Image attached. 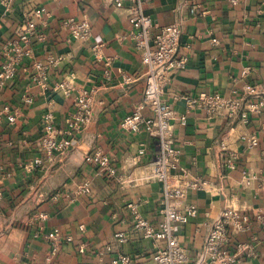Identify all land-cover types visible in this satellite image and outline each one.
<instances>
[{
  "label": "crops",
  "instance_id": "1",
  "mask_svg": "<svg viewBox=\"0 0 264 264\" xmlns=\"http://www.w3.org/2000/svg\"><path fill=\"white\" fill-rule=\"evenodd\" d=\"M2 1L0 65L6 60L5 43L15 38L23 17L39 7L48 16L37 27L44 39L31 40V54L0 91V264H111L120 253L132 256L130 264H154L152 241L131 225L137 217L153 225L162 219L163 183L146 173L161 143L143 128L128 133L121 127L144 87L127 10L105 0H7L8 8ZM144 10L158 25L178 22L181 28L178 53L186 63L171 75L162 99L186 115L173 131L183 168L176 173L179 184L198 182L186 198L195 203L197 216L175 227L190 255L188 264H194L209 227L227 206L249 220L231 230L225 244L233 264H264V108L248 111L242 120L243 105L231 116H217L187 109L183 98L228 95L235 80L264 90V0H151ZM69 17L88 22L85 39L69 37L62 26ZM37 62L46 69L44 88L32 79ZM65 78L76 91L52 90ZM78 91L90 96V119L73 146L49 159L39 143L43 115L52 113L55 127L66 129ZM10 113L14 122L7 120ZM253 137L257 142L251 146ZM95 149L111 158L116 177H100L83 162V155ZM84 181L91 192L77 194ZM54 230L62 240L51 256L45 234ZM118 232L127 234L119 247Z\"/></svg>",
  "mask_w": 264,
  "mask_h": 264
},
{
  "label": "built area",
  "instance_id": "2",
  "mask_svg": "<svg viewBox=\"0 0 264 264\" xmlns=\"http://www.w3.org/2000/svg\"><path fill=\"white\" fill-rule=\"evenodd\" d=\"M5 1L7 0L2 2ZM105 1L115 8L127 10V19L131 24L128 36L132 39L134 48L139 52L141 63L144 66L143 96L133 112L122 119L121 127L128 133H135L143 128L150 136L159 138L161 143L159 153L146 173L149 177L163 183L162 219L158 224L153 225L137 217L131 225V230L139 231L144 239L152 241L154 250L151 259L154 264H188L190 255L187 249L179 243L175 227L183 225L197 216L195 203L186 200V198L188 190L196 188L198 182L189 180L185 185L179 184L181 175L176 173L178 170L182 171L183 168L179 166L180 152L175 144L173 131L176 124L186 122V115H178L177 111L162 99V93L170 81L171 75L183 68L186 63V57L180 56L178 53L181 28L178 22L158 25L153 21L144 10V5L151 0ZM5 4V8H8V3L5 2ZM47 16L48 12L45 7H39L25 15L16 30L15 38L5 43L3 50L7 53L6 60L0 65V91L13 80L23 58L31 54L29 46L31 40L33 38L44 39V33L39 31L37 27L39 23L40 25L46 23ZM62 26L68 30L69 37L72 39H85L89 32L88 22L84 19L69 17L62 21ZM98 48L99 45L93 46L96 53ZM34 67L37 71L32 79L41 88L46 87L45 66L37 62ZM57 88L67 93L74 91L75 85L65 78L55 84L52 90ZM183 98L187 109H203L208 114L217 116H231L235 112H239V107L243 105L245 110L241 112L242 120H246L248 111L260 112L264 108V90L255 83L246 80H235L228 95L213 93L200 97L184 95ZM89 99L90 96L87 95V91L76 93L72 111L65 119L66 129L64 130L55 127L52 113L46 112L43 115V132L39 137V143L49 159L58 153H63L68 147L75 144V134L90 119ZM25 100L30 102L31 98L25 97ZM144 109H148L150 114L145 115ZM5 110H8L7 107ZM7 120L14 122V115L8 114ZM256 142L255 137L249 141L251 146L255 145ZM143 152L144 149L139 150V154H143ZM236 158L237 156L233 155L232 158L228 159L230 167H234ZM82 160L84 163L95 167L100 177L108 179L116 177V169L111 158L99 149L85 153ZM36 163L41 164V159H37ZM90 192L91 187L88 181L77 186V194ZM41 217L44 218L45 215H41ZM248 221V217L240 215L239 209L236 207H225L221 216L209 227L202 249L194 255V264H233L234 257L228 253L225 244L228 241L230 231L241 229ZM45 238L49 241V255L52 256L57 252L62 236L57 230H54L45 234ZM114 238L117 242L116 246L119 247L127 240V234L118 232ZM65 240L70 241L71 237L66 236ZM159 241H163V244L159 245ZM131 261L132 256L120 253L111 260V264H130Z\"/></svg>",
  "mask_w": 264,
  "mask_h": 264
}]
</instances>
